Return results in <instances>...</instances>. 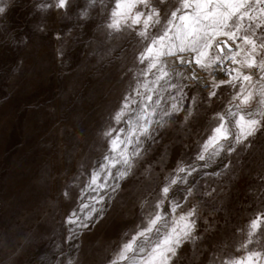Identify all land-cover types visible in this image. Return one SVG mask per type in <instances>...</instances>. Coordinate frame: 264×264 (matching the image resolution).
<instances>
[{
	"label": "snow or ice",
	"instance_id": "snow-or-ice-1",
	"mask_svg": "<svg viewBox=\"0 0 264 264\" xmlns=\"http://www.w3.org/2000/svg\"><path fill=\"white\" fill-rule=\"evenodd\" d=\"M138 5H143L144 11ZM35 7L41 13L42 33L48 31L49 16L72 19V0H38ZM75 17L76 27L81 30L92 23L105 40L115 43L119 38V79H132L133 70L138 75L136 88L129 83L121 90L89 142L95 150L101 149L98 155L104 161L99 165L103 176L93 167L88 185H96L97 195L91 199L100 207L81 203L80 215L69 210L77 196L75 173L80 167L87 171L88 164L82 158L77 170L60 185L58 199L48 200L61 213L63 233L60 245L54 246L55 259L47 260V254L40 259L46 264H78L84 233L106 216L119 191L135 174L139 161L151 151L153 134L171 130L183 131L185 141L189 134L192 136V144L196 145L191 148L192 162L184 163L182 158L175 168L168 167L171 152L166 146L142 172L137 203L141 223L123 237L124 242L117 245L114 254L122 264H178L189 242L217 228V222L210 219L217 210L205 215L201 211L205 203L249 175L258 177V188L250 191L264 199V0H115L111 8L104 0L98 4L97 0H89L88 6L77 9ZM51 35L60 45L56 52L63 60L70 44L68 29L54 28ZM89 41L94 43L96 37L90 36ZM114 50L109 48L108 53ZM141 87L146 91L141 92ZM228 89L231 91L225 95ZM137 102L142 105V120L134 126L129 122L127 129L119 128L129 106ZM114 122L119 130L113 128ZM86 133L82 127L77 138L86 141ZM183 147L188 149L189 144L186 142ZM104 151L109 154L103 155ZM117 151L119 161L112 155ZM257 152L261 163L253 170L246 166V158L251 159ZM210 165L212 177H227V190L193 181L201 173L207 177L205 169ZM50 172V167L42 168L39 182L54 179ZM153 176L157 177L155 187L151 184ZM109 178L111 184L107 182ZM64 204L67 207L61 211ZM169 217L175 222L165 227L161 235L159 227L168 225ZM246 231L242 249L245 245L251 248L255 235L264 233V212L253 214ZM146 234L157 237L150 249L141 248L138 243V238ZM65 247L75 254L65 257ZM20 252L17 248L13 255ZM61 257H65L63 262ZM261 260L264 250H252L239 259L221 258L220 264H260ZM107 264L115 261L108 257Z\"/></svg>",
	"mask_w": 264,
	"mask_h": 264
},
{
	"label": "rangeland",
	"instance_id": "rangeland-1",
	"mask_svg": "<svg viewBox=\"0 0 264 264\" xmlns=\"http://www.w3.org/2000/svg\"><path fill=\"white\" fill-rule=\"evenodd\" d=\"M37 2L0 0V9H3L0 12V264H46L40 259L45 254L47 260L55 259L53 250L61 243L63 225L61 213L50 206L48 200L58 199L60 185L77 170L82 158L85 165L88 164L87 171L80 167L75 173L77 196L69 210L80 215L81 203L100 207L91 199L97 195L96 185H88L93 167L103 176L99 165L104 161L98 155L101 149L95 150L89 142L95 127L107 118L108 108L117 102L121 90L129 83L136 88L138 75L133 70L132 79L118 78L120 53L116 45L119 38L115 43L105 40L92 23L82 30L76 27L75 13L80 7L88 6L89 0H72L69 14L72 19L49 16L46 33L39 30L41 13L35 7ZM104 3L110 8L115 6V0H104ZM138 8L144 11L143 5ZM65 27L70 44L67 55L60 60L56 52L60 45L51 30ZM90 36L96 37L94 43L89 41ZM109 48L115 50L109 54ZM148 80L151 87V77ZM139 90L146 91L143 87ZM230 91L226 90L225 95ZM133 97L135 99V93ZM141 107L138 102L130 105L119 128L127 129L129 122L134 126L137 120H142ZM82 127L87 130L86 141L76 135ZM113 128L119 130L115 122ZM153 135L154 142L149 143L151 151L139 161L135 174L119 191L106 216L84 233L78 264H107L108 257L115 264H122L114 253L117 245L124 242L123 237L141 223L137 203L142 172L160 157L166 146L171 152L168 167L175 168L182 158L184 163L192 162L191 148L195 149L196 145L192 144L190 134L187 141L183 131H161ZM186 142L188 149L183 147ZM131 147L129 145V149ZM108 154V151L103 152V155ZM112 155L117 161L121 159L118 151ZM260 163L259 152L251 159L246 158V166L253 170L258 169ZM46 167L51 168L49 176L55 178L39 182L41 169ZM120 167L122 170L123 165ZM212 170L210 165L205 169L207 177L201 173L193 181L227 190L228 185L224 183L227 177L222 180L212 177ZM257 180L258 177L246 176L202 206L205 215L216 208L215 217L210 219L217 222V228L189 242L178 264H220L221 258L239 259L248 251L264 250V233L255 235L251 248L240 247L247 235L249 219L254 213L264 212V199L250 191V188H258ZM107 182L111 184L112 179ZM156 182L157 177L153 176L152 187ZM64 207L67 204L61 205V211ZM169 221L168 225L159 227L161 235L165 227L175 222L171 217ZM203 229L201 222L200 231ZM156 239L155 235L146 234L138 238V243L141 248L150 249ZM17 248L21 252L14 256ZM64 253L65 257L75 254L69 247L64 248ZM137 255H140L139 249ZM65 257L60 258L61 262ZM260 264H264V260Z\"/></svg>",
	"mask_w": 264,
	"mask_h": 264
}]
</instances>
